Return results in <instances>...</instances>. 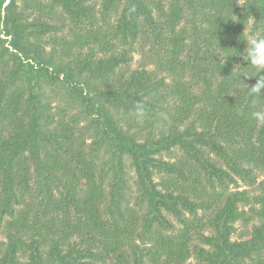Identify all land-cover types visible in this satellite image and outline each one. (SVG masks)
<instances>
[{
    "label": "trees",
    "instance_id": "16d2710c",
    "mask_svg": "<svg viewBox=\"0 0 264 264\" xmlns=\"http://www.w3.org/2000/svg\"><path fill=\"white\" fill-rule=\"evenodd\" d=\"M18 1L0 0V225L6 220L8 240L0 264H22L27 253L28 264H191L193 257L264 264V180L257 183L264 172V90L250 95L255 78L241 77L260 74L242 51L247 25L264 36V0H246L244 8L239 0H108L106 12L125 3L109 31L87 0H51L53 13L71 15L73 39L55 40L50 52L44 37L63 25L32 19L30 9L41 12L44 0H26L23 11ZM143 20L155 44L171 49L166 77L142 69L112 79L130 62L123 53L96 62L87 56L76 69L62 61L75 49L111 53L120 37L136 41L146 35ZM58 83L78 96L88 122L82 131L55 127L43 90ZM114 111L145 119L124 127ZM103 147L111 156L99 169ZM174 149L185 159L161 158ZM126 158L137 174L141 220L125 206ZM157 174H164L161 182ZM238 178L257 183L261 194L230 191ZM239 222L253 227L233 240Z\"/></svg>",
    "mask_w": 264,
    "mask_h": 264
},
{
    "label": "rangeland",
    "instance_id": "374dc122",
    "mask_svg": "<svg viewBox=\"0 0 264 264\" xmlns=\"http://www.w3.org/2000/svg\"><path fill=\"white\" fill-rule=\"evenodd\" d=\"M25 1L26 0H19V10L23 11L25 10ZM31 1V0H28ZM42 11L39 12L37 9H30V15H32V19H39L43 18L44 21H47L50 24H54L57 27H62L63 25V31L58 33H53L51 35H48L44 37L45 42L48 43L47 51L50 52L52 50H55L54 47V41L58 40L59 43H62L64 40L66 41H72L73 37L71 36V28L73 27V21L72 17L69 14H66L63 9L58 8L55 13L51 10V0H44L42 1ZM108 0H87V4L94 7V14L96 16L97 22L105 31L112 30L118 26L119 19L121 18L122 11L124 9L125 3L123 2L121 5H119L116 9H111L110 11L106 12V5ZM32 5H35V3H31ZM159 14L155 12L154 18L159 19ZM143 24L146 29V35L142 34L136 41H132L128 38V40H124L123 38H119L118 40L114 41L115 49L111 53H103L101 52L99 46H97L94 50L90 49H84L82 50V53L78 51L77 49L71 51L68 56L66 54L62 55V61H65L67 63L71 64L72 68H77L78 62L80 60H85L87 56L90 58V62L97 61L100 58H109L112 56V54H125L128 59L129 63L125 65H121L120 68L117 69V74L112 75V79H116L118 76L124 75L125 77H128L132 72L140 71L142 69H146L150 73H154L159 76V78L166 77L168 75V72L165 71L166 63L170 59H172V55L170 53V48H166L165 46H157L154 42V36L152 35L149 25L146 23V21L143 20ZM182 27H185L183 25ZM245 36L248 34H251V25L248 27V29H245ZM4 38V37H3ZM5 47H8V45H5ZM3 47L1 45L0 52L3 51ZM68 53V52H67ZM79 53H81L79 55ZM93 57V59H91ZM162 63V64H161ZM74 69V70H75ZM86 75L91 76L88 72ZM187 81H194L191 74L188 73ZM168 81H171L168 80ZM95 84L99 88H103V84L100 82H96ZM198 92V91H197ZM44 94V104L47 107V111L54 117V119L58 122V124H55V127H58L61 123H66L68 125H72L76 132L82 131L85 129L88 125V122L84 120V118L81 116V112L83 110V107H81L78 103V96L73 94L72 90L69 88V85L66 83H58L57 85H46L43 90ZM97 98V97H95ZM117 115L118 119L122 120V125L126 127V120L134 119H145L143 115L136 114V115H127L123 111H114ZM150 119V118H149ZM152 119V118H151ZM150 119V120H151ZM154 120H157L154 118ZM125 121V122H124ZM132 123V121H130ZM132 125V124H131ZM134 131H139L138 127L134 126L132 127ZM146 134V132H144ZM90 136V135H88ZM94 139L86 138V144L88 146L93 144ZM88 149V148H87ZM88 154H90V151L88 149ZM110 154L106 151V148L103 147L100 153V161L98 162V165L100 168H103L104 164L102 162L106 163L110 159ZM186 155L181 149H174L172 152H164L161 155V158H163L165 161L169 162H176L179 159H185ZM125 170L127 173V180L129 182V190L126 193L127 201L128 203L125 205L128 207L129 210L132 212H135L137 214V218L139 220L142 219V216L145 212V210L141 209V207L138 205V199H139V192L136 185L137 182V174L131 166V160L129 158L125 159ZM164 174H157L156 181L161 182V180L164 178ZM110 176L108 177V179ZM264 180V172L259 171L257 175V183L259 184ZM256 183L255 186H248L245 182L240 180L238 178V187L236 185L230 186V191H235L238 188L242 190H248L252 194H261V191L259 190L258 184ZM32 188L36 187V182L33 181ZM36 190V189H35ZM27 200L30 203H33L29 195L27 196ZM34 206V210L32 212V217L40 210V199L36 200ZM246 210L248 211L249 208L247 207ZM199 214L202 216L203 212L200 211ZM166 217L168 220H170L175 227L178 229L181 228V224L177 219H175L172 215L167 214ZM191 217V216H189ZM253 224L245 225L242 222H239L236 225L237 232L233 236V240H240L242 233H249L252 230ZM141 228V227H140ZM167 234V232H165ZM8 242L6 237V220L1 223L0 225V246L3 244H6ZM138 244H141L140 242ZM149 246V245H148ZM143 247V246H141ZM47 249H45L46 251ZM20 260L22 264H28L29 263V254H20ZM191 264H202L199 259L196 257H193L189 260ZM117 262L113 259H109L107 262H99L98 264H116ZM148 264H153L149 263Z\"/></svg>",
    "mask_w": 264,
    "mask_h": 264
},
{
    "label": "clouds",
    "instance_id": "9594fccd",
    "mask_svg": "<svg viewBox=\"0 0 264 264\" xmlns=\"http://www.w3.org/2000/svg\"><path fill=\"white\" fill-rule=\"evenodd\" d=\"M246 0H239V4L243 7V4ZM244 8V7H243ZM233 22L236 20L230 19ZM252 22L256 20L252 19ZM247 25V24H246ZM249 25H247L246 30ZM246 32V31H245ZM244 32V33H245ZM243 42L245 47L242 51L244 56L247 57V66L251 67L260 72L259 75H250L247 72L241 74L243 80L255 78V83L253 85H249V94L250 95H260L262 90H264V36H257L255 33L248 34L244 36L243 34ZM245 61V60H244ZM238 65V64H237Z\"/></svg>",
    "mask_w": 264,
    "mask_h": 264
}]
</instances>
